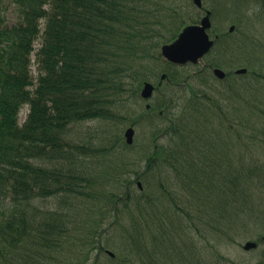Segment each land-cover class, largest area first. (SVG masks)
Listing matches in <instances>:
<instances>
[{
    "label": "trees",
    "instance_id": "16d2710c",
    "mask_svg": "<svg viewBox=\"0 0 264 264\" xmlns=\"http://www.w3.org/2000/svg\"><path fill=\"white\" fill-rule=\"evenodd\" d=\"M11 2L16 13L13 25L5 23L0 9V264H59L61 250L75 246L84 250L100 236L96 228L71 225L64 212L45 213L32 206L36 198L55 195L71 202L92 198L88 196L91 194L87 190L88 180L73 169L72 163L52 166L43 160L71 157L64 150L68 145L65 140L76 123L96 119L117 124L126 121L119 115L121 104L138 99L143 82L159 76L154 70L161 59L159 46L170 43L182 26L196 22L198 14H188L189 3L176 10L164 7L166 0ZM224 37L219 36L213 52L233 59L231 47L221 45ZM37 41L39 46L35 49ZM217 47L219 50L215 52ZM32 56L36 65L34 74L30 68ZM165 72L171 83L180 82L184 76L168 64ZM198 77L202 86L210 80L206 72ZM188 87L190 95L184 100L185 109L163 129L170 136L171 145L160 146V150H154L147 157L155 160L148 169L160 168L156 161L161 160L163 166L176 170L184 161L183 167L189 172L188 176L184 174L187 185L195 182L201 185L199 179L204 183L205 177L220 175L226 185L227 196L221 205L226 207V217L233 212L243 214V226H246L250 213L256 215L259 208L245 187L252 177L264 183V167L248 160L252 145L264 146V105L246 98L241 99L244 108H236L231 102L226 109L217 105L216 117L227 132H235L233 135L238 144L242 143L244 151L237 158L233 157V148L218 149L211 164L210 152L202 148L192 161V153L197 152L196 142L183 133L190 132L191 136L195 130L203 132L211 127L204 107V102L210 100L204 91ZM173 104L169 100L170 109L176 106ZM23 108L27 109V116L20 125L19 114ZM246 110H250L248 115L244 113ZM256 111L260 113L256 115ZM175 137L178 142L173 140ZM200 139L198 143L205 140ZM114 143L117 149L125 147L119 139ZM74 149L82 152L84 148L75 146ZM132 183L127 180L125 190ZM158 188L161 193L165 192L161 182ZM107 197L108 204L122 201L116 195ZM127 199L122 207H127ZM89 206L88 203L84 209L90 211ZM114 210L118 212L116 207ZM104 211L101 215L107 213V208ZM258 241L264 246V240ZM13 251H18L21 257L11 258ZM86 258L81 264H85ZM258 264H264V249Z\"/></svg>",
    "mask_w": 264,
    "mask_h": 264
},
{
    "label": "rangeland",
    "instance_id": "374dc122",
    "mask_svg": "<svg viewBox=\"0 0 264 264\" xmlns=\"http://www.w3.org/2000/svg\"><path fill=\"white\" fill-rule=\"evenodd\" d=\"M166 1L162 5L175 10L186 5L188 1L191 3V0ZM202 1L209 11L212 8L215 9L214 18H211L213 29L217 32H227L231 25L236 24V34L232 37L240 38L241 33H244L243 35L249 40L247 43H242L241 41V45L246 51L237 59H233L234 61L237 60L236 62L230 64V59L222 57L221 61L224 64L222 70L233 73L237 68L248 67L251 72L264 74V6L260 5L261 0L260 4L251 2L244 5H238L232 1L214 5L209 0ZM235 8H239V10H234ZM0 9L1 15L4 14L5 23L8 26L13 25L16 21V13L11 0H0ZM195 12V8H189V14ZM197 14L199 18L203 16L202 11L201 13L197 12ZM239 21L240 23H238ZM237 45L240 46L238 42ZM38 46L39 41L34 44V48L36 49ZM218 50L219 47L215 49V52H218ZM238 52V50L230 48L231 55H236ZM30 64L31 72L34 74L36 68L34 56L31 57ZM154 68L155 71L160 72L165 70V67L159 64H156ZM194 69L195 66H186L182 68L180 74L190 73ZM248 77L252 76L249 75ZM229 84V81L224 83L214 81L210 87L203 86L197 87V89L205 91L209 99L222 100L220 93L227 91ZM252 84L253 87H256L254 90H245L248 85V82H245L242 89L237 90L233 94L231 103L239 107L243 106L240 95L244 94L247 99L256 95L262 100L264 105V85L259 88L255 83ZM236 85L239 86V84ZM196 86H198L196 80L193 83L191 82V87L195 89ZM161 92L166 99L176 104L175 108L167 111L166 118L176 120V114L185 109L184 100L189 98L190 88H188L185 97L181 100L179 99L181 93L178 92L177 95L176 90L167 88L165 84L161 87ZM149 101L152 105L164 103V99L158 94H155ZM219 102H223L224 106L226 105L224 100ZM146 103L144 100L136 99L135 101L128 100L127 103L121 104L119 115L126 118V121L121 122V124L102 119L74 124L67 136V141L65 140L68 145L64 149L66 154H70L71 157L68 160L61 158L58 160H43L44 162L49 161L52 166H63L72 163L73 169L88 180L87 190L91 193H88V196H92V198L90 200L78 198L71 202L64 200L62 195H55L52 198H36L32 201V206L36 210L45 213L64 212L68 215L65 217V219L69 218L68 223L71 225L76 224L82 229L96 228L100 236L97 237L98 239L95 238V242L92 241V244L88 245L84 250L78 246L73 249L61 250L58 253L59 264H81L82 259L86 256H89L86 264H127L126 262L132 257L136 259L134 264H140V261L149 264L146 251L151 253V264H155L161 253L172 254L173 257L170 259L173 261L176 257L178 260L182 251L188 261L193 260V264H258L262 260L264 246L259 244L256 250L249 252L242 251L241 247L246 241H257L264 235V183L252 177L253 180L249 179L248 185L245 187L248 195L251 196V199L254 200L255 205L259 208L257 209L259 215H255V220H251L248 224L246 223V226H243L244 220L242 219H244V215L233 212L229 214L227 219L229 226L228 235L216 232L217 230L221 231L222 228L226 229L221 217L224 219L227 215L225 212L216 214L217 210L215 209L219 206V203L222 204L224 199L222 197L227 196L226 185L220 175L209 179L205 177L204 183L203 180L199 179L198 182H202L201 185H197L196 182L187 185L184 181V174L187 173L188 176L189 172L183 167L184 161L175 170L168 165L163 166L164 162L161 160L157 161V164H160V168L148 171L144 175L143 154L151 153L153 144L158 146L157 150H160V146L171 145L170 136H160L163 129L168 127L169 122L157 119L158 121H155L152 125V121L147 119L150 115L147 112L156 114L158 109L146 111ZM216 104L214 103V105ZM204 107L207 108V112H212V115L206 118L209 120V124H214V127L212 129L209 128L210 136L209 133L207 135L204 131L200 132L201 129L192 130L195 133H191V137L193 135L198 138H194L196 142L194 146L197 152H193L190 159L193 161L202 148L210 152L208 159H210L209 163L211 164L216 157L217 150L219 149L220 151L221 148H233V157L238 158L244 151V146H242L241 142L238 144L237 137L233 135L235 132H227L220 118L214 116L213 110L217 106L205 105ZM241 108H244V106ZM133 111L135 118L130 115ZM249 111L246 110L244 113L248 115ZM259 113L256 111L255 114ZM230 115L234 116L233 112ZM26 116L27 109L23 108L19 114L20 125L23 124ZM132 119L136 123V119H139V123L134 125L133 143L127 148L120 146L117 149V147H114V144H116L114 142L116 139L124 141L123 131L129 127ZM255 119L253 121H256ZM157 131L159 133L153 138L152 135ZM186 132L185 135L183 133V136H188L189 138L190 132ZM200 137L205 140L198 143L197 140H202ZM177 139L175 137L173 140L178 142L179 140ZM205 144L206 146H204ZM75 146H83L84 149L81 152L78 149H74ZM262 147H254L252 145V149H249L252 153H249L248 160L249 162L252 161L253 165L264 167V146ZM120 148L122 150H119ZM136 173L141 175V179L138 181L141 182L143 192H140L135 184L129 190H125L124 183L127 180H133ZM165 178H167L166 182ZM160 182L165 187V192L163 193L158 188ZM126 192H128L130 199L127 202V207H122L125 204L122 197ZM108 194L116 195L122 201H116L115 205L113 203L108 204ZM155 196H162L166 200L160 198L157 201ZM140 197L142 199L145 198L143 200L144 204L139 200ZM88 203L89 207H92L90 211L84 209ZM105 203L107 204L106 206ZM137 204L140 206L136 207ZM176 206L177 208H182L183 214L176 212ZM115 207L118 212H115ZM105 208H107V213L101 215L106 212L104 211ZM133 221H136V223ZM190 228H193V230ZM76 235L79 234L75 233ZM134 240L140 242L142 252L140 255L134 253L133 256H130L128 246ZM143 241L145 242L143 243ZM98 245L102 246L104 250L114 253V259L109 258V255L104 253V251L99 252L96 248ZM176 249L177 253L174 252ZM20 257L18 251H13L11 254L13 259ZM167 261L171 264L170 260Z\"/></svg>",
    "mask_w": 264,
    "mask_h": 264
},
{
    "label": "water",
    "instance_id": "95a60500",
    "mask_svg": "<svg viewBox=\"0 0 264 264\" xmlns=\"http://www.w3.org/2000/svg\"><path fill=\"white\" fill-rule=\"evenodd\" d=\"M201 0H193V3L201 8ZM209 12H206L205 17L201 20L200 25L198 26H188L185 27L177 39L173 41L170 45L161 46V55L165 61H168L173 64L182 65L187 62L198 63L201 62L203 54H206L210 47L212 41H209V38L206 34V29L210 28L209 21ZM244 69L238 70L236 73H244ZM224 73L221 70L215 69L214 75L219 78H222ZM162 77H165L163 75ZM161 77V78H162ZM153 86L149 83H145L141 96L143 98H149L153 91ZM133 130L128 129L125 131V138L128 144L131 143V138L133 135ZM264 239V237H263ZM256 247V244L252 242H246L243 246V250H253Z\"/></svg>",
    "mask_w": 264,
    "mask_h": 264
},
{
    "label": "flooded vegetation",
    "instance_id": "af4514ba",
    "mask_svg": "<svg viewBox=\"0 0 264 264\" xmlns=\"http://www.w3.org/2000/svg\"><path fill=\"white\" fill-rule=\"evenodd\" d=\"M211 3H213L214 5H217V4H222V3H225V2H228V1H232V2H234V3H236V4H238V5H244V4H247V3H255V4H260V0H209ZM203 2V1H202ZM264 2V1H263ZM260 5H262L263 6V3H262V0H261V4ZM203 10V15H204V12H205V10H207V9H205V8H203L202 9ZM198 11V10H197ZM199 13H201L200 11H198ZM211 18H212V15H211ZM199 21V23H200V20H198ZM238 23H240V21L238 22ZM213 28V27H212ZM211 28V31H209V34L211 33L212 35H211V37L213 38V40H214V43H215V41L216 40H218V38H219V35H218V33L217 32H215L213 29ZM236 29H237V25L235 24V25H231L229 28H228V31L227 32H223V33H225L226 34V36H225V38L223 39V41H225V40H233V41H237L239 44H240V47H241V49H242V52H245L246 51V49L241 45V41H242V43L243 42H248L249 40L243 35L244 33H241V37L240 38H237V37H232V36H234L235 34H236ZM224 43V42H223ZM212 62L209 64V69H210V73L213 75L214 74V69L215 68H212ZM206 63H204L203 64V66H200L201 68H200V70L199 71H201V70H203V69H205L206 68ZM199 71L198 72H192V74H194V73H199ZM235 73V70H234V72H233V74ZM247 73H248V70H247V72H245L244 74H242V75H236V74H234V75H236V76H238V77H240V76H245V75H247ZM226 74V73H225ZM224 74V75H225ZM264 75V74H263ZM263 75H260V78H261V80H263L262 78H263ZM192 76H195V75H192ZM215 78H216V80H218V81H222V80H225V78H226V75L225 76H223L222 78H219V77H217V76H215V75H213ZM178 209H180V208H178ZM192 247V246H191ZM191 247L189 248V250H190V253H191ZM176 253H177V249H176V251H175ZM176 255V254H175ZM152 259V257H150V259L149 260H151ZM171 262V264H193V260H191V261H188V258L186 257V255L184 254V252L182 251V253L179 255V257H178V260L176 259V257H175V259L173 260V261H170ZM160 263L161 264H169V261H163V260H161L160 261ZM128 264H132L131 262H128Z\"/></svg>",
    "mask_w": 264,
    "mask_h": 264
}]
</instances>
